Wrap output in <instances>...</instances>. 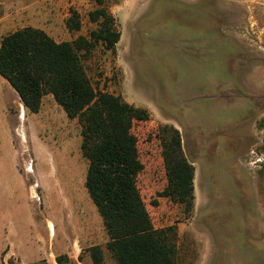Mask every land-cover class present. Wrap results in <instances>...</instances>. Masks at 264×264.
Listing matches in <instances>:
<instances>
[{
  "label": "rangeland",
  "instance_id": "374dc122",
  "mask_svg": "<svg viewBox=\"0 0 264 264\" xmlns=\"http://www.w3.org/2000/svg\"><path fill=\"white\" fill-rule=\"evenodd\" d=\"M39 1L0 0L9 5H0V14ZM105 1L121 41L116 53L97 45L83 64L96 90L149 112L133 133L144 164L137 185L154 227L178 228L177 264H264V0ZM64 3L49 28L62 42L87 36L95 28L88 20L94 1ZM70 9L83 23L74 35L64 20ZM32 15L1 34L38 25ZM14 94L0 76V107L20 100ZM56 108L45 117L28 111L23 121L0 108V264H58L57 257L59 264H94V246L102 248L103 264H116L85 187L80 126ZM160 125L180 131L195 168L189 220L160 196L167 185ZM48 221L55 244L61 232L67 240L53 253ZM89 225L96 234L90 240Z\"/></svg>",
  "mask_w": 264,
  "mask_h": 264
},
{
  "label": "trees",
  "instance_id": "16d2710c",
  "mask_svg": "<svg viewBox=\"0 0 264 264\" xmlns=\"http://www.w3.org/2000/svg\"><path fill=\"white\" fill-rule=\"evenodd\" d=\"M88 13L95 26L87 36L57 43L45 31L24 27L4 36L0 44V76L17 93L24 107L39 113L42 100L52 95L68 119L77 120L81 152L88 162L87 192L102 218L107 249L116 264H177L178 228L156 229L137 185L144 170L133 133L135 122L149 112L121 96L98 91L84 67L97 45L111 53L121 41L117 20L105 0H93ZM65 26L71 35L82 30L78 11L70 9ZM158 139L167 185L161 197L180 206L186 220L196 205L195 168L186 158L180 131L158 126ZM94 264L104 263L100 246L89 249ZM62 257H57L59 264Z\"/></svg>",
  "mask_w": 264,
  "mask_h": 264
},
{
  "label": "crops",
  "instance_id": "0c3cea01",
  "mask_svg": "<svg viewBox=\"0 0 264 264\" xmlns=\"http://www.w3.org/2000/svg\"><path fill=\"white\" fill-rule=\"evenodd\" d=\"M65 4L66 3H64V0H41L39 1V4L37 6L35 5V7L28 6L22 9H19L18 7H16L13 11H10L9 13L7 11V12H4V15L0 14V38H1L0 44H1L2 38L4 37L1 34L2 30L4 28L6 29V27H9L8 25H10L11 23L22 21L24 18V13H27V12L29 13L31 12L33 14L32 17L34 18V20H37V23H38V25H29L27 27H34V28L41 29L45 31L50 37H52L57 43L62 42L58 38V32L54 31V28L50 29L49 27L50 26L55 27V25H57L58 12L65 6ZM0 5H1V8L6 7V9L9 6L8 3L6 4L5 2L4 3L2 2V4ZM68 17H69V14L68 13L65 14L64 20H66ZM4 81L6 80L4 79ZM2 83H4L3 85L5 86L7 85L5 84V82H2ZM6 89L8 91H12V90H9V88H6ZM9 93H13V92H9ZM14 95H17V94H14ZM14 97H17V96H14ZM14 99H16L14 104L3 103L1 105L0 108H1L2 115H4L6 118H10V119L12 118L11 120H14L16 116L20 118L22 121L24 120V118L27 119L28 113H29L28 110L24 107L23 103L18 98H14ZM47 105H49V107H47ZM56 106L59 107L56 104L53 96L47 95L43 98L41 109L39 113L37 114H39V116L44 115L45 117L47 114H49L51 108L57 109ZM87 169H88V165H87ZM94 218L98 219L96 216ZM48 223H49V228H50V236L52 240V248H51L52 251L51 252L53 253L54 252L53 246L55 244L56 238L58 237V233L53 223H51L50 221H48ZM60 235H61V238H58L59 247L62 246L61 243L63 244V242H65L66 244L67 242V240L64 239V233L61 232ZM85 235H86V239L89 238L90 240L94 238L96 234L94 233L92 226L89 225L87 227ZM178 237H180V234H178ZM58 245L55 244V246H58Z\"/></svg>",
  "mask_w": 264,
  "mask_h": 264
},
{
  "label": "bare ground",
  "instance_id": "6f19581e",
  "mask_svg": "<svg viewBox=\"0 0 264 264\" xmlns=\"http://www.w3.org/2000/svg\"><path fill=\"white\" fill-rule=\"evenodd\" d=\"M30 169H31V167L28 166V170H30Z\"/></svg>",
  "mask_w": 264,
  "mask_h": 264
}]
</instances>
